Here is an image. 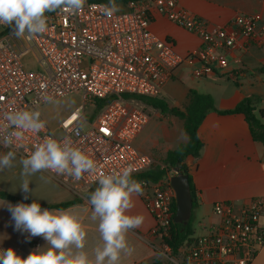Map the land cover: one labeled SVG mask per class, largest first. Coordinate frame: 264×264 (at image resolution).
Wrapping results in <instances>:
<instances>
[{"label":"built area","instance_id":"obj_1","mask_svg":"<svg viewBox=\"0 0 264 264\" xmlns=\"http://www.w3.org/2000/svg\"><path fill=\"white\" fill-rule=\"evenodd\" d=\"M122 4L124 8L112 16L104 14L101 6L107 4L99 0H86L74 13L49 11L45 13L46 31L35 35L26 31L23 37L16 36L14 25L0 24V135L14 131L6 119L9 113L37 111L70 95L81 98L80 105L63 116L55 129L44 123L39 130H19L22 134L13 138L11 147L0 144L21 159L49 137L83 151L96 169L79 180L42 171L75 195L99 185L101 175L130 168L135 176L159 167L165 171L160 180L137 181L154 220L150 231L154 248L172 264H251L264 245V203L260 198L239 204L214 203L215 220L171 256L162 238L169 234L175 202L170 185L174 171L134 147L135 137L150 116L143 106H133L134 100L123 95L160 98L164 85L180 71L195 79L223 72L228 68L227 54L238 48L241 39L246 45H264V20L259 14H238L228 27L210 26L179 7L176 0ZM155 15L195 35L199 46L179 54L170 39L150 31ZM28 64L33 67L27 68ZM86 106L98 110L97 114L88 116ZM36 246L34 242L32 248Z\"/></svg>","mask_w":264,"mask_h":264},{"label":"crops","instance_id":"obj_2","mask_svg":"<svg viewBox=\"0 0 264 264\" xmlns=\"http://www.w3.org/2000/svg\"><path fill=\"white\" fill-rule=\"evenodd\" d=\"M176 1L179 7L205 20L210 26L228 27L238 14H259L264 20V0ZM118 6L124 8L123 4ZM167 22L163 17L152 16L149 29L152 33L161 35L163 39H170L181 55L199 46L200 40L185 30L187 41H179L164 31L163 25ZM227 61L226 70L204 79L185 76L180 71L176 78L164 85L160 98L170 107L181 109L189 91L195 90L209 94L218 111L233 109L244 99L249 100L255 114L264 111V45L253 43L246 45L241 39L238 48L227 54ZM46 105L40 108H45ZM142 106L150 119L135 137L133 145L138 151L162 162L167 151L187 141L183 122L175 117L162 115L144 104ZM40 108L37 111L40 112ZM46 125L50 129H55L58 124L55 128L53 124ZM197 133L202 143L200 154L197 158L187 157L185 160L195 194V205L191 212L192 220L197 221L199 227L196 230L192 226L195 235L204 232L215 220L212 206L216 202L230 201L239 204L260 198L264 203V145L253 140L244 115L209 112L203 118ZM7 152L8 150L0 144V156ZM20 161L21 158L15 155L13 166L0 170V192L24 200L20 191L24 179L21 176ZM26 178L30 181L32 189V195L29 194L26 201L33 202L35 199L40 204L58 205L77 198V203L64 209L70 210L81 220L86 232L83 250L90 259H94V250L103 246V240L98 228L99 220L91 219L92 206L89 197L99 185L81 190L75 195L42 171ZM6 202L9 203L0 199V249L13 248L18 255L27 257L38 247L46 246V241L42 237L29 239L26 233L21 234L14 230L11 215L4 206ZM132 203L133 207L126 214L141 215L144 219L139 227L130 229L125 234L131 253L122 252L118 264H153L155 261L165 264L167 258L160 250L154 248L155 240L150 235L154 225L153 217L140 195H133ZM262 224L264 226V217ZM33 241L37 243L35 248H31L30 245ZM251 264H264V245Z\"/></svg>","mask_w":264,"mask_h":264},{"label":"clouds","instance_id":"obj_3","mask_svg":"<svg viewBox=\"0 0 264 264\" xmlns=\"http://www.w3.org/2000/svg\"><path fill=\"white\" fill-rule=\"evenodd\" d=\"M86 0H0V24L14 25L17 37L44 33L47 29L46 12L60 9L64 12L80 10ZM104 14L112 16L119 7L115 0L102 5ZM39 111H15L6 117L14 131L0 135V143L11 147L19 130H39L44 122ZM15 152L0 156V170L13 166ZM20 191L24 200L32 195L30 181L26 178L37 172L50 170L56 174L72 176L79 180L86 172L96 169L95 162L69 142L51 137L39 145L27 158H22ZM142 185L132 179V169L101 175L99 186L90 194L92 220H99L103 246L94 250V259L83 250L86 232L81 220L67 209L42 208L37 200L4 205L11 215L14 230L27 234V238L42 237L46 246L38 247L27 257L18 255L13 248L0 249V264H118L122 252L131 253L125 234L139 227L144 217L126 214L132 207L133 195H142Z\"/></svg>","mask_w":264,"mask_h":264},{"label":"trees","instance_id":"obj_4","mask_svg":"<svg viewBox=\"0 0 264 264\" xmlns=\"http://www.w3.org/2000/svg\"><path fill=\"white\" fill-rule=\"evenodd\" d=\"M105 4H109V0H99ZM130 0H115V4H122ZM124 99H131L137 102H140L146 106H149L157 111H159L162 115H168L180 119L183 122V131L187 136V141L179 145L178 147L167 151L165 157L162 160V163L166 166L167 169H175L177 168L183 174L187 175L189 187H190V195L192 199V208L195 205V194L191 184L190 175L187 172V167L185 164V160L187 157L197 158L202 149V143L198 137V127L201 124L205 115L209 112H217L219 114H232V113H240L243 114L245 120L249 125V129L251 132V136L253 140L260 142L264 145V111H259L255 114L254 109L252 108L248 99H244L240 101L233 109L218 111L213 104V99L209 94L199 93L195 90H190L187 97L186 102L182 106L181 109L170 107L168 103L161 98H145L138 96H130L123 95ZM102 103L99 102L97 104L98 109H100ZM165 174V171L160 170L159 167H152L148 171L132 176V179L136 181H151L156 182L160 180ZM0 199L7 200L11 204H16L18 202L31 203V201H26L20 199L18 197L6 194L4 192H0ZM77 198L73 200L58 204V205H46L41 204L42 208H53V209H64L75 203H77ZM175 215V202L172 204V218L169 229V234L167 237L162 238V242L166 244L171 251V256H176L178 254L179 248L183 246V244L187 241H191V238L195 236L193 225H192V217H190L187 225L183 226L181 224H177L173 222V218ZM35 241L31 242L32 244ZM153 264H161L158 261H155Z\"/></svg>","mask_w":264,"mask_h":264},{"label":"rangeland","instance_id":"obj_5","mask_svg":"<svg viewBox=\"0 0 264 264\" xmlns=\"http://www.w3.org/2000/svg\"><path fill=\"white\" fill-rule=\"evenodd\" d=\"M119 11H120V6ZM163 30L166 32H169L171 36L177 38L179 41H187V32L184 30H181L177 28L174 24L167 22L165 25H163ZM156 36L162 38L161 35H158L157 33L153 32ZM175 50L177 51V48L175 47ZM26 61H29V58H25ZM33 66L31 64H28L27 68H32ZM81 103V98L79 95H70L65 98L59 99L56 102H52L44 106L45 108H40V118L43 119L46 124H53L54 128L58 124V121L60 118L65 116L68 112L74 110L78 105ZM132 105L135 107L142 106V103L133 101ZM98 110H94L90 106H86V113L88 116H91L92 114H97ZM94 116V115H93ZM194 217V216H193ZM192 225L195 227L196 230L199 229L197 221L192 220ZM168 262V263H167ZM167 264H172L169 259H167ZM165 263V264H166Z\"/></svg>","mask_w":264,"mask_h":264},{"label":"water","instance_id":"obj_6","mask_svg":"<svg viewBox=\"0 0 264 264\" xmlns=\"http://www.w3.org/2000/svg\"><path fill=\"white\" fill-rule=\"evenodd\" d=\"M174 175L170 178V185L175 192V215L173 222L187 225L192 212V199L187 175L177 168L173 169Z\"/></svg>","mask_w":264,"mask_h":264}]
</instances>
